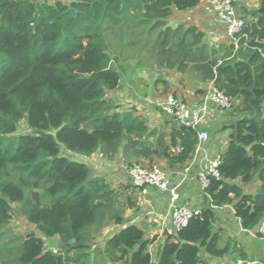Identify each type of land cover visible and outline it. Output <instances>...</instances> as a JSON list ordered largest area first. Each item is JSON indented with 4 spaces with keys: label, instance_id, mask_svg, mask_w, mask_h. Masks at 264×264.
<instances>
[{
    "label": "trees",
    "instance_id": "obj_1",
    "mask_svg": "<svg viewBox=\"0 0 264 264\" xmlns=\"http://www.w3.org/2000/svg\"><path fill=\"white\" fill-rule=\"evenodd\" d=\"M199 3L0 0V229L12 218L11 202H19L41 234L60 238L58 250L46 251L45 238L34 231L14 237L1 247L0 264H85L91 249L111 263L152 264L151 241L136 224L114 231L104 247L95 242L106 225L125 224L134 202L122 203L88 163L61 155L63 144L83 155L120 154L128 166L143 159L185 165L193 158L197 128L166 114L164 126H150L134 109L118 111L108 97L121 81L114 56L142 64L143 51L158 67L191 72L232 98L223 110L231 118L217 129L230 135L219 174L204 191L207 206L164 242L157 264H210L203 251L224 256L228 249L214 231L216 207L232 205L244 229L264 236V96L250 103L253 88L264 89V0L254 15L244 9L237 46L220 47L205 42L196 26L167 25L174 9ZM21 120L33 131L14 135Z\"/></svg>",
    "mask_w": 264,
    "mask_h": 264
},
{
    "label": "crops",
    "instance_id": "obj_2",
    "mask_svg": "<svg viewBox=\"0 0 264 264\" xmlns=\"http://www.w3.org/2000/svg\"><path fill=\"white\" fill-rule=\"evenodd\" d=\"M200 4L201 1L198 5ZM258 5L259 2H255L254 7H250L249 5L245 4L244 1H242L238 12L240 14H244L245 10L243 6H245L248 13L250 11H255ZM211 8L212 7L209 1L205 0L203 9L207 12L206 14H209L210 10L212 11ZM222 46H225V44H223ZM159 71L162 73L165 72L164 69L160 68ZM198 82L202 87H204L203 92L200 94L202 101L207 97L209 98V94L213 91V89H215V87L213 86L212 82ZM179 97L184 99L185 101H188L183 96ZM208 102V109L202 120V127L207 128L210 135L209 140L202 144H198L193 158L185 165L170 166L166 160H155L156 163H154L161 166L167 172L169 185L171 187L177 185V190L179 193L177 204H185L191 208L196 209H201L207 206V200L204 193L205 189L203 188L202 183L199 179V173L204 166V162L209 158H213L216 155L221 154V152L225 150L229 142L230 135V130L228 129L221 131L217 130L223 122V114L227 117L228 120H230L231 118L230 115H227V112L224 113L223 111L228 107L223 109L214 104L211 100H208ZM159 104H161V102H159ZM188 104L190 103L188 102ZM195 104L197 103H193L190 105ZM136 114L141 113L136 112ZM147 122L150 126L165 125L158 123L156 124L153 121L148 120ZM84 157V162L88 163L91 167V161H94L96 163V167L100 166V171H102V173L100 174L98 171L99 174L95 173V176H107L109 179H111L112 186L118 191L119 200L122 203L127 202L128 200L134 202V204L131 207H128L125 211V224L106 225L96 234L95 242L98 243L100 247H104V241L114 231H118L122 227L129 224H136L145 231V238L151 241L148 249L152 255V264H157L159 251L162 245L168 240L170 236H173L175 234V229L170 218V211L173 206L171 204L169 191H162L155 187H152L147 193H142L133 185L129 171L130 168H128L120 154L116 155L114 158H102L103 153L100 150H97L90 155H84ZM148 162V159H143L140 161L141 164ZM244 189L246 191H251L252 188L251 185H247L244 186ZM216 212L217 221L215 223L214 231L218 232L220 235V246L222 248H227L228 251L224 256H214L203 251L201 253L202 257L207 259L210 264H264L263 247H260L263 238L256 235L257 230L244 229L241 226L240 220L235 215V211L232 205L216 207ZM106 228H109L107 232H105ZM98 234L99 239H97ZM38 235L45 238L47 245V238L49 237H45L43 234L41 235V233H38ZM59 247L60 238L58 236L57 250L59 249ZM91 250V255L85 260V264H113L111 262L109 263L108 260L106 261L105 257L102 254H95L93 252V249ZM249 253H252L254 257L252 258ZM115 264L125 263L124 261H119Z\"/></svg>",
    "mask_w": 264,
    "mask_h": 264
},
{
    "label": "rangeland",
    "instance_id": "obj_3",
    "mask_svg": "<svg viewBox=\"0 0 264 264\" xmlns=\"http://www.w3.org/2000/svg\"><path fill=\"white\" fill-rule=\"evenodd\" d=\"M200 1L201 4L194 9L184 11L174 9L173 14L167 19V25L170 27H177L181 24L186 27L193 25L204 32V41L209 45L215 47H220V45L223 44L229 45L230 39L225 33V25L221 22L215 11L210 10V13L206 14L207 12L203 9L205 0ZM242 1L250 7H254V3L259 2V0ZM245 6H243L244 9H246ZM129 38L130 36H128L126 40ZM126 54L130 55L131 50L128 49ZM152 55L151 53L146 54V52L143 51V54L139 56L140 62H143L142 64L138 62V59L131 57L116 59L115 55V59H113L114 66L121 74V81L116 89L108 91L107 94L118 106V111L134 109L135 112L141 113L146 120L153 121L156 124H163L164 114L160 109L159 102H163L168 95L174 94L178 97H185L188 100L187 103H199L201 101L200 94L203 92L204 87L201 86L191 72L184 73L176 68L166 69L164 67H158ZM159 68L164 69L165 72H160ZM223 122H227V117L224 114ZM32 131L33 129L28 126L26 120H21L18 123V129L14 135ZM61 155L75 161H85L83 154L69 151L63 144H61ZM105 157L107 156L103 155L102 158ZM91 164L92 167H90L93 176H95V173H98V171L100 174L102 173V171H100V166L96 167L94 161H91ZM139 164L148 165L150 163ZM128 168H130V166H128ZM8 170L12 173V179H19V174L15 170H12L11 166H9ZM105 177L111 182V179L107 176ZM11 206L12 218L6 226L0 229V257L2 256L1 247L6 242H10L12 238L18 236L23 237L32 231L37 234L40 233L38 227L28 220L26 214L22 210L21 203L11 202ZM108 230L109 228H106L105 232ZM262 238L263 241H261L260 247H263L264 253V236ZM97 239H99V234ZM249 255H251L252 258L254 257L252 253H249Z\"/></svg>",
    "mask_w": 264,
    "mask_h": 264
},
{
    "label": "built area",
    "instance_id": "obj_4",
    "mask_svg": "<svg viewBox=\"0 0 264 264\" xmlns=\"http://www.w3.org/2000/svg\"><path fill=\"white\" fill-rule=\"evenodd\" d=\"M211 9L216 12L221 22L225 25L228 38L234 44H238L239 32H241L245 15L238 12L242 0H208ZM208 100L221 108L231 105V98L217 88L209 94L205 100L203 99L195 105H190L184 99L170 94L159 104L164 114L179 120L181 124L192 128H197L199 143L202 144L209 140V132L202 128V120L208 109ZM222 163L221 154L213 158H209L204 162L199 179L205 189L210 185L211 177L219 174L218 167ZM130 176L133 185L142 193H147L150 188L155 187L162 191H169L171 204L173 208L170 211V218L175 233L185 227L190 219L199 212V209L191 208L185 204H177L179 193L177 185L171 187L169 185L167 172L159 165H140L134 164L130 166Z\"/></svg>",
    "mask_w": 264,
    "mask_h": 264
},
{
    "label": "water",
    "instance_id": "obj_5",
    "mask_svg": "<svg viewBox=\"0 0 264 264\" xmlns=\"http://www.w3.org/2000/svg\"><path fill=\"white\" fill-rule=\"evenodd\" d=\"M257 11H250V15L256 14ZM253 92L255 94V97L251 100V104L257 103L261 100V98L264 96V89L261 88H253ZM42 235V234H41ZM48 244L45 246V250H57L58 247V236L49 237L47 238Z\"/></svg>",
    "mask_w": 264,
    "mask_h": 264
}]
</instances>
